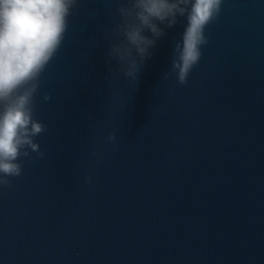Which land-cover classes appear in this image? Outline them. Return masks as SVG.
<instances>
[{
    "label": "water",
    "instance_id": "obj_1",
    "mask_svg": "<svg viewBox=\"0 0 264 264\" xmlns=\"http://www.w3.org/2000/svg\"><path fill=\"white\" fill-rule=\"evenodd\" d=\"M114 8L81 0L42 76L45 157L0 189V264H264V0H225L185 85L163 79L183 18L112 82Z\"/></svg>",
    "mask_w": 264,
    "mask_h": 264
},
{
    "label": "clouds",
    "instance_id": "obj_2",
    "mask_svg": "<svg viewBox=\"0 0 264 264\" xmlns=\"http://www.w3.org/2000/svg\"><path fill=\"white\" fill-rule=\"evenodd\" d=\"M115 5L109 30L108 59L117 63L113 80L120 76L137 82L145 61L157 42L176 27L183 32L173 44L170 68L163 79L174 76L185 85L208 45V25L218 19L225 0H111ZM81 0H0V189L11 187L23 174L24 159H43L36 138L46 125L36 118L42 76L60 51L69 18ZM44 103L53 97L45 93ZM106 143H118L111 131ZM35 153V157L32 154ZM91 177L85 179L90 184Z\"/></svg>",
    "mask_w": 264,
    "mask_h": 264
}]
</instances>
